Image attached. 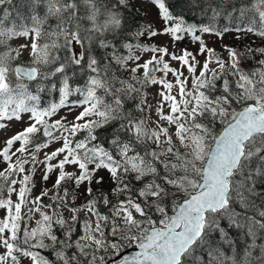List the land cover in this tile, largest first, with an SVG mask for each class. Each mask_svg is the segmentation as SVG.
<instances>
[{
  "label": "snow or ice",
  "instance_id": "1",
  "mask_svg": "<svg viewBox=\"0 0 264 264\" xmlns=\"http://www.w3.org/2000/svg\"><path fill=\"white\" fill-rule=\"evenodd\" d=\"M201 2L208 23L188 22L166 0H152L165 26L133 33L137 40L167 35L175 43L187 36L199 44L195 54L185 48L177 55L164 46L121 44V9L128 0H27L26 12L17 8L15 16L14 0H0L10 6L0 8V129L24 114L29 119L0 145L6 164L0 170V210L6 213L0 264H21V258L30 264H105L97 252L119 254L128 245L137 250L117 264H264V58L245 68L244 53L226 45L225 61L203 39L235 31L264 40V0H188L189 7ZM221 17L235 21L234 27L218 28ZM16 37L29 38L30 45L12 47ZM25 48L31 62L15 63ZM136 52L151 55L140 63ZM246 52L255 59L264 56V47ZM166 56L190 75L171 67ZM119 69L130 78L120 79ZM156 85L158 119L150 127L149 118L126 111L125 102L137 100L135 109L143 113L151 108L144 89ZM42 93L58 99L44 105ZM76 108L82 110L69 121ZM62 109L68 113L53 120ZM107 126L112 134L105 147L99 130ZM57 141L61 146L40 159ZM41 165L42 181L54 171L56 177L50 189L30 198ZM66 165L76 170L66 171ZM102 169L115 185L116 202L93 195V181L104 182L97 177ZM68 184L77 190L85 185L90 198L71 206L77 197ZM101 203L111 205L110 215L99 211ZM81 213L88 219L81 222ZM36 214V226L29 227Z\"/></svg>",
  "mask_w": 264,
  "mask_h": 264
},
{
  "label": "rangeland",
  "instance_id": "2",
  "mask_svg": "<svg viewBox=\"0 0 264 264\" xmlns=\"http://www.w3.org/2000/svg\"><path fill=\"white\" fill-rule=\"evenodd\" d=\"M128 4L132 5L135 9L139 10L140 12H142L145 16L146 19H148L149 22L153 23L155 26V30H161L163 29L164 22L159 18V10L158 7L156 5H154L152 2H149L148 0H128ZM11 8H15V6H11ZM239 36V39H237L236 37ZM203 39L205 40V42L207 43L208 47H211L213 49H215L216 54L221 57L222 59H224L225 61H227L229 59V54L228 52L225 50V46H230L234 49H236L238 52L244 53V56L241 58V66L245 67V68H252L256 66L255 61L257 59H261L264 58V56H260V55H256L255 59H250L247 55L246 49L251 46L253 48L256 47H264V40H262L259 37H255L252 34L249 33H245V32H227L224 34L223 38H218L215 35H209V34H204L203 35ZM149 41V45H156V46H164L167 47L169 52H175L177 55L181 54V51L185 48H187L189 51L193 52L194 54L197 52L198 48H199V44L196 42H192L190 37H185L184 40L182 41H177V42H173L171 40V38L167 35H158L155 37H151L148 39ZM9 44L12 47H18L22 44H29L30 45V39L29 38H23V37H16L13 38L12 40L9 41ZM2 50V49H0ZM137 55L141 56V60L139 61L140 63H143L144 61H146L151 53H141V52H136ZM204 56H197L196 59L203 62L204 60ZM165 60H168L170 63L171 67L180 69V64L178 61H171L169 57H165ZM17 61H22L25 62L26 64L31 62V54H30V48H25V49H21L20 51V56L17 58ZM134 66V65H131ZM213 67H215V65H212ZM184 72V76H189L190 74L187 72L186 68L185 69H180ZM142 69L140 70V72H138V75L142 74ZM199 72V66L197 67V74ZM156 75L162 76V73H156ZM167 79L169 81H172L174 83L175 78L173 77V75L171 73H169ZM190 86V83H189ZM160 90V86L156 85V86H149L146 88V95H147V103L149 105H151V108H145V111L143 113L137 111L141 116H145L149 118V126L150 127H154L155 124L154 122L158 119V117L155 114V108L157 106V100L159 99L157 93ZM173 92L175 94L176 89H173ZM82 109L80 108H76L74 109L70 114H68V120L71 121L73 119V117L75 115H77L79 113V111H81ZM165 112L168 111L167 106H165ZM66 113H68V109H62L60 111V113L53 117L52 119H59L60 117L64 116ZM5 123L7 124V127L4 129H0V145H2L4 143V141L7 138H10L12 135L18 133L19 131H22L27 124L29 123V119H28V115L24 114L22 116V119L20 121H16V120H12V121H5ZM62 144L61 141H57L54 142L50 145V147L48 149H43L41 151V153L39 154V158L43 159L44 153L45 152H50L52 150H55L56 148L60 147ZM19 147V143L17 142L14 146L12 151H15V148ZM16 157H13V160H15ZM53 164L56 163V161H52ZM6 167V164L4 162H0V170H3ZM75 166H71V165H66V171H75ZM43 172V165L40 166V170L38 175L35 176V188L33 189L32 193H31V197H35L36 195H38L42 189L44 188H51L52 187V183L55 180L56 177V171H54L52 174H50V180L48 182H44L40 179L41 175ZM99 176H103L104 177V182L100 185H97L95 183V180L92 183V188H93V195L95 196H99L101 193L108 195L109 199L113 202L117 201V197L115 195V193H113L111 191V189H113L115 187L114 183L112 182V180L110 179V176L108 174V172L106 170H100L97 173V177ZM17 179H19V177H17ZM135 183V182H134ZM137 187H139V185H136ZM17 188L19 187V185L16 186ZM84 187L85 185H81L80 189H74L73 186L70 184V192H74V194L76 195V200L74 203H72L71 206L75 207V206H79L82 205L87 199H89L90 197L84 195ZM125 197H120V199H124ZM13 201H16L17 197L14 194L12 196ZM50 201V199H49ZM51 202V201H50ZM99 211L102 214L105 215H110V208L111 205L109 206H105L102 203L98 205ZM60 211L62 212V214L64 215L65 219H68L70 217V212H68L67 209H60ZM5 211L4 210H0V219L4 218L5 216ZM39 214H36L35 216H33L32 220L29 221V227H35V220L39 219ZM139 218V217H137ZM85 219H88V215L86 213H81L80 214V220L81 222ZM106 232L108 231V229L105 230ZM130 246H134V245H128L126 247H123L122 250L126 249L127 247ZM121 250V251H122ZM0 252H3V249L0 248ZM120 253V252H119ZM97 257L103 255L105 257V264H109L110 259H112L113 257H115V255H118L116 253V251H114L111 248H108L107 250L104 251H100L96 253ZM9 264H11V262H9ZM21 264H30V262L26 259V258H21ZM97 264H100L99 260H97Z\"/></svg>",
  "mask_w": 264,
  "mask_h": 264
},
{
  "label": "trees",
  "instance_id": "3",
  "mask_svg": "<svg viewBox=\"0 0 264 264\" xmlns=\"http://www.w3.org/2000/svg\"><path fill=\"white\" fill-rule=\"evenodd\" d=\"M152 2V0H148ZM27 2V0H17L15 3V8H12V11L16 13L17 8L20 9L21 13H25L26 10L23 8V5ZM166 5L169 6L170 10L177 15H183L185 19L188 22L192 23H208V18L206 16H201V8H203V3H200V7H189L188 0H166ZM13 6V7H14ZM122 16L124 19V26H123V34L120 36L121 44L124 42H131L133 44L136 43H142L149 45L148 37L142 36L138 40L133 37V33L138 30L141 26L145 25H151L153 29H155V26L153 23L149 22L148 19L145 18L144 14L140 12L139 10L135 9L132 5L128 4L121 9ZM216 25L218 28H223L225 26L234 27L235 21H229L228 19H225L224 17L219 18L216 21ZM229 32H235V31H229ZM151 46V45H149ZM123 54H127V50H122ZM136 54V53H135ZM15 63H24L22 61H17ZM131 65V62H130ZM117 75L120 77V79H129V73L125 71L124 69H119L117 71ZM138 75V74H137ZM147 88V87H146ZM146 88L144 89V92H146ZM42 104L46 105L47 102L50 99L56 98L58 99V95L53 93L52 96H49L47 93H42ZM73 99H75L73 97ZM137 100H126L125 102V110H132L133 115L140 117V114L135 109V104L137 103ZM112 134V126H107L104 129L99 130V138L100 142L104 144L105 147L108 146V137H110ZM79 138H83L82 134L79 135ZM29 166H26V171ZM40 170V166L37 169L36 175H38ZM67 187L70 189V184L67 185ZM121 197H124L123 195ZM44 203H51L49 201L48 197L44 198ZM239 210V209H238ZM79 229V225L77 226ZM235 235V233H233ZM49 257V259L54 260L55 257L52 255L51 252L44 253Z\"/></svg>",
  "mask_w": 264,
  "mask_h": 264
},
{
  "label": "water",
  "instance_id": "4",
  "mask_svg": "<svg viewBox=\"0 0 264 264\" xmlns=\"http://www.w3.org/2000/svg\"><path fill=\"white\" fill-rule=\"evenodd\" d=\"M136 250L137 249L135 248V246L129 247L125 249L123 252H121L120 254H118L117 256H115L112 259V262L117 263V261H119L124 255H131Z\"/></svg>",
  "mask_w": 264,
  "mask_h": 264
},
{
  "label": "flooded vegetation",
  "instance_id": "5",
  "mask_svg": "<svg viewBox=\"0 0 264 264\" xmlns=\"http://www.w3.org/2000/svg\"><path fill=\"white\" fill-rule=\"evenodd\" d=\"M17 2V0H14V5H15V3ZM3 7H10L9 5H3V6H0V8H3ZM123 251V250H122ZM122 251H120V252H122ZM109 264H113V263H109Z\"/></svg>",
  "mask_w": 264,
  "mask_h": 264
}]
</instances>
